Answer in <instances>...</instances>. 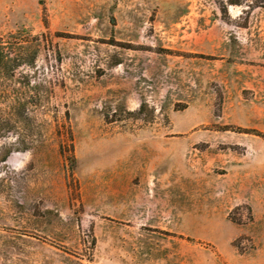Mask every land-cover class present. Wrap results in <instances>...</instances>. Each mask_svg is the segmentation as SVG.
<instances>
[{
    "label": "rangeland",
    "instance_id": "rangeland-1",
    "mask_svg": "<svg viewBox=\"0 0 264 264\" xmlns=\"http://www.w3.org/2000/svg\"><path fill=\"white\" fill-rule=\"evenodd\" d=\"M240 126L264 131L259 0H0V264H264Z\"/></svg>",
    "mask_w": 264,
    "mask_h": 264
},
{
    "label": "trees",
    "instance_id": "trees-1",
    "mask_svg": "<svg viewBox=\"0 0 264 264\" xmlns=\"http://www.w3.org/2000/svg\"><path fill=\"white\" fill-rule=\"evenodd\" d=\"M229 4H239L242 3L244 0H227ZM260 5L264 7V0H259ZM149 108V105L146 100H143L139 106V108L135 111H128L130 114H136V115H142L144 114L147 109ZM237 129L241 132H251L256 135H259L264 138V131L258 130V129H249L245 127H237Z\"/></svg>",
    "mask_w": 264,
    "mask_h": 264
}]
</instances>
